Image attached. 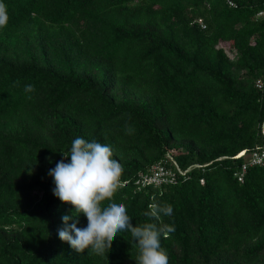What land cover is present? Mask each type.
<instances>
[{
  "label": "trees",
  "instance_id": "1",
  "mask_svg": "<svg viewBox=\"0 0 264 264\" xmlns=\"http://www.w3.org/2000/svg\"><path fill=\"white\" fill-rule=\"evenodd\" d=\"M230 1L5 0L0 264H136L130 232L103 252L58 236L72 206L48 171L76 136L112 145V196L164 229L169 264H264V165L239 181L236 157L264 149V0ZM167 154L185 174L143 186ZM154 202L172 216H146Z\"/></svg>",
  "mask_w": 264,
  "mask_h": 264
},
{
  "label": "clouds",
  "instance_id": "2",
  "mask_svg": "<svg viewBox=\"0 0 264 264\" xmlns=\"http://www.w3.org/2000/svg\"><path fill=\"white\" fill-rule=\"evenodd\" d=\"M8 21L5 0H0V29L5 28ZM32 89L33 85H25L26 92ZM125 127L128 130L132 127L126 119ZM62 156L48 171L54 184L53 195L63 204L72 206L70 212L61 217L63 223L57 230L61 241L67 242L75 252L88 247L103 252L112 238L130 232L132 243L138 248L136 264H169V256L161 244L164 229L151 222L133 225L125 203L112 196L122 167L112 152V145L76 136ZM49 160L51 162L50 157ZM149 209L145 215L154 219L173 214L171 204L154 202ZM81 214L83 222L79 219ZM168 231L174 228L169 226Z\"/></svg>",
  "mask_w": 264,
  "mask_h": 264
},
{
  "label": "built area",
  "instance_id": "3",
  "mask_svg": "<svg viewBox=\"0 0 264 264\" xmlns=\"http://www.w3.org/2000/svg\"><path fill=\"white\" fill-rule=\"evenodd\" d=\"M229 6L234 7L235 4L230 0H225ZM259 16L264 15V13H259ZM197 23L204 29L205 25L201 19L197 20ZM264 83V76L263 79H258L255 83L256 87L261 89ZM244 156L245 163L241 168V173L238 176V180L242 181L243 173L246 171L248 167L254 166H263L264 165V149H256L248 154L245 155V151L239 153L236 157ZM167 158L170 162H173L174 168L169 167L166 163H159L154 165L150 172L143 176L140 180V183L144 185H153V186H161V185H168L173 184L176 180V174L184 175L185 173L180 170L177 164L173 161V158L170 154H167Z\"/></svg>",
  "mask_w": 264,
  "mask_h": 264
}]
</instances>
